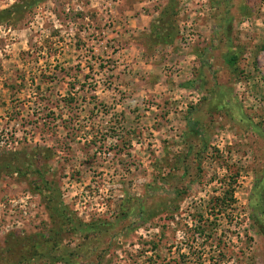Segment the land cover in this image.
Segmentation results:
<instances>
[{"label":"rangeland","instance_id":"rangeland-1","mask_svg":"<svg viewBox=\"0 0 264 264\" xmlns=\"http://www.w3.org/2000/svg\"><path fill=\"white\" fill-rule=\"evenodd\" d=\"M0 264H264V0H46L1 25Z\"/></svg>","mask_w":264,"mask_h":264},{"label":"trees","instance_id":"trees-1","mask_svg":"<svg viewBox=\"0 0 264 264\" xmlns=\"http://www.w3.org/2000/svg\"><path fill=\"white\" fill-rule=\"evenodd\" d=\"M44 1L46 0H27L25 2H22L21 4L17 3L16 5L12 6L8 10L0 12V26L3 24H9V23L17 24V23L22 22L24 20L25 14H27L31 8L35 7L36 5ZM237 60H238L237 56L229 55L226 59V62L232 69H235ZM38 174H39L40 180L44 182L46 190L48 192V201L52 203L57 201V208H54V209H58V211L60 212L61 218H63V224H61V229H63V227L67 225H71L73 223L72 220L70 221L69 219L65 221L67 219L66 214L68 212V209H66L59 201V191L60 190H58V187L54 186V184L48 183L46 179L44 180V176L41 170ZM73 228L79 231L82 229L80 228L79 225ZM82 231L84 230H81L80 232ZM83 234L84 233L82 232V235ZM55 258H57L58 260H61V256L56 255V254H55ZM63 258L66 259L65 256H63Z\"/></svg>","mask_w":264,"mask_h":264}]
</instances>
